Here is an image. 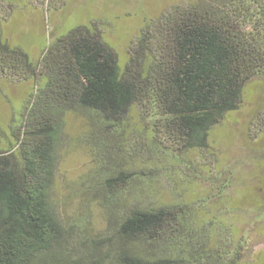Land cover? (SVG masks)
<instances>
[{
    "label": "trees",
    "instance_id": "16d2710c",
    "mask_svg": "<svg viewBox=\"0 0 264 264\" xmlns=\"http://www.w3.org/2000/svg\"><path fill=\"white\" fill-rule=\"evenodd\" d=\"M5 19L0 78L34 86L13 139L0 148V264H243L239 235L220 219L227 209L214 218L200 209L196 217L188 204L141 206L127 198L137 178L122 168L103 179L117 193L102 197L103 243L79 252L66 243L50 190L69 114L87 120L86 139L101 148L132 113L173 139L166 154L208 147L210 130L238 108L246 82L264 81V0L173 5L142 30L123 68L90 25L49 41L34 60L5 37Z\"/></svg>",
    "mask_w": 264,
    "mask_h": 264
},
{
    "label": "rangeland",
    "instance_id": "374dc122",
    "mask_svg": "<svg viewBox=\"0 0 264 264\" xmlns=\"http://www.w3.org/2000/svg\"><path fill=\"white\" fill-rule=\"evenodd\" d=\"M191 1L0 0V15L6 17L5 37L34 60L49 41L87 24L112 46L123 68L147 25L173 5ZM33 86L31 80L0 78V148L13 139L11 126ZM122 122L120 133L106 136L101 148L86 139L90 126L83 116L66 117L50 190L66 243L79 252L103 243L109 225L102 197L117 194L103 179L122 168L136 176L127 198L141 206L188 204L196 217L200 209L214 218L227 209L220 219L233 238L239 235L242 263L264 264L263 79L246 82L238 108L213 126L206 148L166 154L177 145L155 129L152 119L132 113Z\"/></svg>",
    "mask_w": 264,
    "mask_h": 264
}]
</instances>
